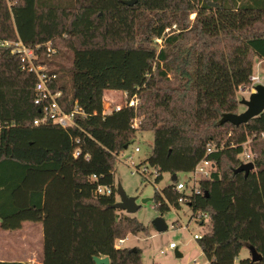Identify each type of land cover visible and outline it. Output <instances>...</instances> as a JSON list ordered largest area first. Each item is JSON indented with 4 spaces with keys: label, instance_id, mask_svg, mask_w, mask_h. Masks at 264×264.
I'll return each instance as SVG.
<instances>
[{
    "label": "trees",
    "instance_id": "obj_1",
    "mask_svg": "<svg viewBox=\"0 0 264 264\" xmlns=\"http://www.w3.org/2000/svg\"><path fill=\"white\" fill-rule=\"evenodd\" d=\"M17 40L35 48L64 109L78 101L85 114L68 128L35 125L37 77L21 68L13 44L0 45L2 229L42 222L43 264H96L94 256L142 264L140 247L117 245L149 230L114 207V170L137 132L152 130L147 162L157 180L193 171L204 158L214 163L186 202L194 214L210 215L197 240L209 263L264 264V112L240 125L219 123L239 112L237 91L251 83L256 59L264 64V0H0V41ZM107 90L137 95L139 103L105 112ZM80 145L89 160L74 156ZM247 151L255 168L245 175L235 170ZM177 181L155 192L161 211L170 209L165 198L181 207ZM100 184L113 193L96 194ZM249 246L260 260L238 259Z\"/></svg>",
    "mask_w": 264,
    "mask_h": 264
},
{
    "label": "rangeland",
    "instance_id": "obj_2",
    "mask_svg": "<svg viewBox=\"0 0 264 264\" xmlns=\"http://www.w3.org/2000/svg\"><path fill=\"white\" fill-rule=\"evenodd\" d=\"M190 18H195V13L190 14ZM162 42V39L158 40ZM253 75L258 79L249 85L241 86L237 91V98H248L254 91V86L258 83L264 84V64L262 60L256 59ZM243 87V88H242ZM123 92L119 90L105 91L104 106L112 104V101L121 102ZM246 109V106L239 103V112ZM154 144V132L152 130L138 131L135 142L127 149H124L116 161L114 170V186L116 188V200L120 199L117 188L120 185L128 196L135 197L139 209L130 215L138 218L148 227L149 233L140 232L138 234H128L122 243L117 241L119 247H140L142 249V264H210L197 240L193 238L195 233L203 234L209 230V224H199L194 219V210L186 203H181L180 208H170L161 211L154 200L157 190H162L173 183L172 173L163 172L161 179L157 180L155 168L151 167L147 159L149 158ZM138 146L140 151H135ZM250 149V144L247 145ZM246 153H249L247 151ZM139 167V168H138ZM146 171L145 173L143 171ZM178 180L187 185V192H191L197 177L193 171H180L176 173ZM199 178V177H198ZM126 213L125 211H122ZM161 215L168 224V229L158 231L153 223L154 219ZM180 221V222H179ZM180 225H177V223ZM26 223V222H25ZM31 223V222H28ZM27 223V224H28ZM29 228H27L28 230ZM27 234V231H26ZM24 234H22L23 236ZM26 236V235H25ZM32 248L35 253L41 255L40 243L37 242V234L30 235ZM9 247H15L16 237L9 235ZM175 242L181 257L176 256V248H170L169 244ZM21 244H18V247ZM27 245V247H29ZM11 253V252H10ZM250 256L249 249L244 247L239 258ZM9 257H13L10 255Z\"/></svg>",
    "mask_w": 264,
    "mask_h": 264
},
{
    "label": "built area",
    "instance_id": "obj_3",
    "mask_svg": "<svg viewBox=\"0 0 264 264\" xmlns=\"http://www.w3.org/2000/svg\"><path fill=\"white\" fill-rule=\"evenodd\" d=\"M13 44L12 52L18 54L21 68L28 72H33L37 77V82L35 85L36 90V97L35 103L40 106L41 116L34 120L35 125H57L61 126L62 128H68L76 125L75 117L78 114H85L84 109L80 106L78 101H76L74 107L70 111H66L63 106L62 96L63 93L61 90H53L51 88V75H49L46 71L44 66L37 63L38 54L35 51V48L32 46H28L24 44L21 40H17L15 42L11 41H0V45L4 46H11ZM48 50L53 53L55 50L48 44ZM258 79L257 76L252 75L251 81L255 82ZM243 88V87H242ZM123 100L121 102L112 101L111 105H108L104 108L105 112H112V111H119L124 106H134L136 107L139 103L137 95L131 96L130 98L127 97V93L123 92ZM140 118L136 117L133 120V126L138 127L140 123ZM76 142L81 144L80 138L76 139ZM135 151H140V148L136 146ZM213 148H208V151H212ZM74 156H83L86 160H89L90 153L83 152L82 146H77L73 152ZM243 163L251 161V154L246 153L243 156ZM214 167V163L208 159H202L194 168L193 172L197 179L195 180V184L191 192H187V185L185 182L178 180L177 184L175 185V190L184 193L180 195L178 198L179 203L187 202L190 200L191 194H198L201 192L199 188L198 179L202 177H210L211 171ZM139 168V167H138ZM145 171V170H144ZM143 171V172H144ZM98 176L93 175L92 179H96ZM199 177V178H198ZM114 191L113 185L110 184H100L96 187L95 193L96 194H111ZM164 202L170 207L175 208L173 204L167 199H164ZM208 212L198 211L194 214V219L198 221L199 224H209L210 225V217ZM180 222V221H179ZM177 225H180V223ZM206 233V232H205ZM205 233L193 235L195 240L200 239ZM124 239L118 240L120 243L123 242ZM170 248H177L175 242H171L169 244ZM195 264H200L199 262H195Z\"/></svg>",
    "mask_w": 264,
    "mask_h": 264
},
{
    "label": "water",
    "instance_id": "obj_4",
    "mask_svg": "<svg viewBox=\"0 0 264 264\" xmlns=\"http://www.w3.org/2000/svg\"><path fill=\"white\" fill-rule=\"evenodd\" d=\"M124 4L134 5L137 3V0H123ZM215 4V3H212ZM239 103H242L246 106V109L242 112L238 113H224L219 123L223 124L226 122H231L234 125H240L242 123H247L253 117L260 115L264 112V84L258 83L254 86V91H252L248 98H242L239 100ZM255 168V163L253 161H249L246 163H242L238 168H236V172H245V175H248L251 170ZM176 173L172 175V179H176ZM117 193L120 197L118 201L114 204V207L125 211L127 214L135 213L140 205L136 204L135 197L128 196L125 190L119 185L117 188ZM156 229L158 231H165L168 229V224L165 219L159 215L153 221ZM136 249V247H134ZM250 252V257L253 261H258L261 259V254L256 250L254 246L248 247ZM176 256L181 257L182 253L175 250ZM94 261L96 264H110V259L108 256H94Z\"/></svg>",
    "mask_w": 264,
    "mask_h": 264
},
{
    "label": "crops",
    "instance_id": "obj_5",
    "mask_svg": "<svg viewBox=\"0 0 264 264\" xmlns=\"http://www.w3.org/2000/svg\"><path fill=\"white\" fill-rule=\"evenodd\" d=\"M25 222L23 223V227L18 230H4L1 228L0 224V261H24L31 262L33 264H43V258L41 257V255L36 256L37 254L35 253L34 248L29 245H32V239L30 235L37 234L36 239L37 242L40 243L41 254L42 256H44V224L42 222ZM27 228L29 229L27 230ZM10 234H12L13 236L15 235V242L21 244L19 247L18 244L15 247H9L10 239H8V237ZM22 234L24 235L22 236ZM27 245L29 247H27ZM10 255H12L13 257H9Z\"/></svg>",
    "mask_w": 264,
    "mask_h": 264
}]
</instances>
